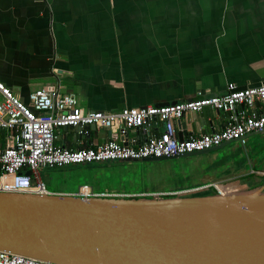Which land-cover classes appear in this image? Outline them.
<instances>
[{"label":"crops","instance_id":"0c3cea01","mask_svg":"<svg viewBox=\"0 0 264 264\" xmlns=\"http://www.w3.org/2000/svg\"><path fill=\"white\" fill-rule=\"evenodd\" d=\"M0 82L25 103L44 88L105 113L264 83V0H0ZM250 113L264 114V103ZM228 118L209 108L187 114L175 122L177 138L216 133ZM123 137L61 128L54 144L77 149L144 139L134 130ZM249 158L246 171L228 160L232 171L222 183L242 190L263 183L264 167Z\"/></svg>","mask_w":264,"mask_h":264},{"label":"water","instance_id":"95a60500","mask_svg":"<svg viewBox=\"0 0 264 264\" xmlns=\"http://www.w3.org/2000/svg\"><path fill=\"white\" fill-rule=\"evenodd\" d=\"M64 129L79 134L96 128ZM255 135L264 129L248 138ZM220 190L88 199L0 192V251L52 264H264V182Z\"/></svg>","mask_w":264,"mask_h":264},{"label":"built area","instance_id":"2783aa9c","mask_svg":"<svg viewBox=\"0 0 264 264\" xmlns=\"http://www.w3.org/2000/svg\"><path fill=\"white\" fill-rule=\"evenodd\" d=\"M264 103V85L238 90L228 84L223 94L202 96L167 105L123 108L116 112L86 111L79 107L73 94H59L44 88L36 89L25 103L0 82V192L47 195L40 171L66 166L100 163L139 162L148 158L182 157L208 151L225 143L244 146L248 136L264 129V114L250 113L256 103ZM204 108L229 115L216 133L190 136L179 141L175 122L187 114L200 113ZM240 108V110H239ZM161 129L155 132L156 127ZM94 126L123 135L134 130L144 139L119 143L107 140L98 146L66 149L55 146L56 131L61 128ZM87 131H80L84 134ZM124 138V137H123ZM28 173H30L28 175ZM214 190L222 194L217 183L161 193L122 194L95 192L81 185L72 196L88 198H149L171 197L179 193ZM0 264H52L31 260L0 251Z\"/></svg>","mask_w":264,"mask_h":264},{"label":"rangeland","instance_id":"374dc122","mask_svg":"<svg viewBox=\"0 0 264 264\" xmlns=\"http://www.w3.org/2000/svg\"><path fill=\"white\" fill-rule=\"evenodd\" d=\"M245 148L249 151L246 153L249 159L257 158L258 167L263 168L264 135L250 137ZM246 154L241 146L230 143L215 152L174 160L124 162L108 166L100 163L45 169L40 171V178L47 191L52 194H75L83 184L90 185L98 193L133 195L178 191L211 182L217 183L225 191L237 192L243 187L233 185L230 181L222 183V180L232 171L226 170V164L230 165L228 160L239 169L240 166H246ZM249 168L246 166L243 170ZM249 186L247 184L245 188ZM212 191L206 190L204 194H210Z\"/></svg>","mask_w":264,"mask_h":264},{"label":"trees","instance_id":"16d2710c","mask_svg":"<svg viewBox=\"0 0 264 264\" xmlns=\"http://www.w3.org/2000/svg\"><path fill=\"white\" fill-rule=\"evenodd\" d=\"M111 164H113V163H111ZM178 191H180V190H178ZM211 191H212V190H211ZM214 192H215V191L213 190L212 193H214Z\"/></svg>","mask_w":264,"mask_h":264}]
</instances>
